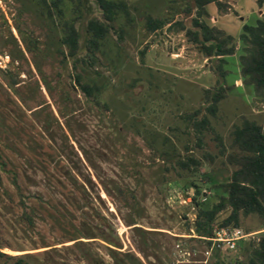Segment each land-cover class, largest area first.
Returning a JSON list of instances; mask_svg holds the SVG:
<instances>
[{
  "label": "rangeland",
  "instance_id": "1",
  "mask_svg": "<svg viewBox=\"0 0 264 264\" xmlns=\"http://www.w3.org/2000/svg\"><path fill=\"white\" fill-rule=\"evenodd\" d=\"M123 1L128 13L116 14L91 59L85 24L103 18L95 0H80L78 9L65 0L62 17L75 16L78 33L74 55L58 39L63 18L0 0V250L28 264L245 260L264 236V215L238 211L237 225L219 226L230 210L220 209L210 235L230 227L243 235L233 247L208 248V236L192 226L190 182L203 205L217 201L222 187L213 181L233 168L226 160L233 125L244 117L264 123V100L243 81L239 62L242 25L264 17V0L204 5L200 18L230 36L222 60L186 33L197 28L193 0ZM147 16L165 20L151 30ZM73 64L100 84L97 97L72 81ZM205 89L222 94L213 112ZM200 115L209 128L198 144L191 122ZM187 153L200 164L175 163Z\"/></svg>",
  "mask_w": 264,
  "mask_h": 264
},
{
  "label": "trees",
  "instance_id": "2",
  "mask_svg": "<svg viewBox=\"0 0 264 264\" xmlns=\"http://www.w3.org/2000/svg\"><path fill=\"white\" fill-rule=\"evenodd\" d=\"M31 4L37 13L42 16H53L56 14L63 18L60 22L59 42L66 46L67 55H74L77 48L78 33L74 26V17L64 18L63 9L65 0H24ZM73 1V9H78L80 0ZM101 9L102 19L91 16L87 19L85 28L88 34L86 47L88 48L87 57L94 59L95 51L100 50L106 33L112 28V21L116 14H127L126 4L123 0H95ZM215 2L219 6V0H193L195 5V16L192 17V23L197 28H186V33L190 34V39L199 43L205 55H214L222 60L224 54L232 52V46L226 45L230 39L229 35L222 36V31L209 25L200 15L205 12L204 5L208 2ZM45 10V11H44ZM165 19L146 17V27L154 29L160 26ZM240 38L244 42L243 52L239 55L240 73L246 84H251L255 94L260 95L264 100V17L257 18L255 23H244L242 25ZM62 52V50H61ZM71 70L72 81L79 89L91 97L100 92V84L89 79L86 80L75 69V64ZM210 102L205 105L209 112H213L216 101L222 96L220 90L209 91L205 89ZM198 109L195 110L197 112ZM192 127L196 130V143H200L201 128H209L208 118L200 115L191 122ZM229 146L231 150L226 153V160L233 164L227 178L215 182V187H222L218 200L213 202L209 207L203 205L204 201L199 200L198 185L190 182L192 193L190 201L195 206V215L192 226L198 235H210L211 222L214 215L222 208L229 207V213L221 219L219 226L237 225L238 211L243 213L256 212L264 215V123L260 124L252 119L242 118L240 123L234 124L230 130ZM217 138H219L216 135ZM175 163L184 168H190L191 165L200 164L198 158L191 153L183 156H177ZM209 243L208 240H206ZM253 243V244H252ZM251 254L245 259L235 264H264V236L251 242ZM0 257L10 259L9 262L2 261L1 264H28L23 254H9L0 250ZM215 264H227L223 258Z\"/></svg>",
  "mask_w": 264,
  "mask_h": 264
},
{
  "label": "built area",
  "instance_id": "3",
  "mask_svg": "<svg viewBox=\"0 0 264 264\" xmlns=\"http://www.w3.org/2000/svg\"><path fill=\"white\" fill-rule=\"evenodd\" d=\"M242 235L239 229L235 227L216 229L212 235H208V238H206L209 241L208 248L212 246L218 247L221 243H225L224 245L227 248L233 247L234 241ZM208 248L204 249V253H207Z\"/></svg>",
  "mask_w": 264,
  "mask_h": 264
},
{
  "label": "water",
  "instance_id": "4",
  "mask_svg": "<svg viewBox=\"0 0 264 264\" xmlns=\"http://www.w3.org/2000/svg\"><path fill=\"white\" fill-rule=\"evenodd\" d=\"M232 255V254H231ZM233 258H234V256H233Z\"/></svg>",
  "mask_w": 264,
  "mask_h": 264
}]
</instances>
